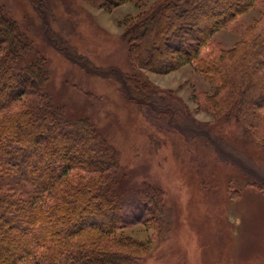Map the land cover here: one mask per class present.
Wrapping results in <instances>:
<instances>
[{
  "label": "trees",
  "instance_id": "trees-1",
  "mask_svg": "<svg viewBox=\"0 0 264 264\" xmlns=\"http://www.w3.org/2000/svg\"><path fill=\"white\" fill-rule=\"evenodd\" d=\"M29 1L46 17L48 0ZM82 1L111 11L130 0ZM257 1L157 0L127 18L132 72L116 74L124 96L153 107L161 91L145 72L189 64L213 85L194 93L198 109L233 119L264 152V2L232 47L212 40ZM51 84L46 57L0 4V264H146L148 244L121 232L126 188L114 176L118 151L88 117L55 103ZM135 191L143 225L165 238L172 225L164 189Z\"/></svg>",
  "mask_w": 264,
  "mask_h": 264
},
{
  "label": "rangeland",
  "instance_id": "rangeland-1",
  "mask_svg": "<svg viewBox=\"0 0 264 264\" xmlns=\"http://www.w3.org/2000/svg\"><path fill=\"white\" fill-rule=\"evenodd\" d=\"M156 1L130 0L105 11L82 0H48L46 17L29 0L0 4L46 57L55 103L69 116L88 117L118 151L114 176L126 188L121 232L148 244L146 264H264V152L233 119L198 109L194 93L212 92L213 85L185 64L145 72L161 91L153 107L127 99L120 88L116 74L132 72L123 22ZM263 2L215 32L213 42L232 47ZM146 185L165 191L172 228L163 239L142 223L135 190Z\"/></svg>",
  "mask_w": 264,
  "mask_h": 264
}]
</instances>
